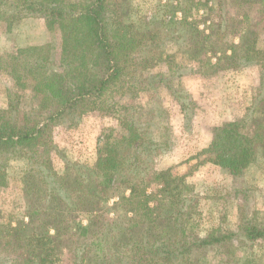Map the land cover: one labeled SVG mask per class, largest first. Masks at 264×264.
<instances>
[{
    "label": "trees",
    "instance_id": "1",
    "mask_svg": "<svg viewBox=\"0 0 264 264\" xmlns=\"http://www.w3.org/2000/svg\"><path fill=\"white\" fill-rule=\"evenodd\" d=\"M124 1L0 0V20L8 29L20 18L40 17L54 34L43 44L0 55V71L14 82L7 89V108H0V188L9 183L13 159L24 158L38 174V201L26 193L28 219L0 227V264H52L51 256L59 258L78 241L76 264H91L87 258L94 246L100 254L109 253L106 264H202L205 250L230 258L234 241H264V222L243 212L236 230L215 227L204 236L190 230L196 226L186 209L191 186L155 169L156 157L173 143L163 133L155 135L153 117L143 116L142 105L125 100L174 76L173 71L147 74L151 64L171 62L163 50L168 40L186 45L189 57L201 58L206 71L261 65L262 78L245 116L218 126L205 149L215 163L240 174L259 153L264 156V47L259 45L264 0H235L233 7L232 0H216L221 11L233 8L242 16L239 43L227 40L225 17L206 31L195 26L191 38L166 27L141 31L123 19ZM168 89L189 120L190 93L169 84ZM95 104L118 120L120 137L104 136L93 165L76 163L75 173L58 174L42 148L55 147L54 129L78 125ZM153 185L160 188L150 191ZM113 196L132 215L120 231L123 249L117 251L107 250L102 241H87L96 229L112 224L104 210ZM78 212L88 213L87 224Z\"/></svg>",
    "mask_w": 264,
    "mask_h": 264
},
{
    "label": "rangeland",
    "instance_id": "2",
    "mask_svg": "<svg viewBox=\"0 0 264 264\" xmlns=\"http://www.w3.org/2000/svg\"><path fill=\"white\" fill-rule=\"evenodd\" d=\"M235 0H232V7ZM237 1V0H236ZM123 19L140 29L141 31L154 30L157 27H166L175 30L176 35L191 38L195 36L194 27L199 31H206L213 22H219L226 18L230 32L227 40L240 42V35L245 27L240 13L233 8L221 11L216 0H125L122 8ZM264 21V15L262 16ZM186 20V21H185ZM181 22H183L181 24ZM186 22V24H185ZM168 24V26H166ZM7 22L0 20V55L14 54L18 47L31 44H43L54 37L48 31L43 18L24 17L15 21L11 29H8ZM240 29V30H239ZM261 38L260 47H264V24L259 29ZM165 53L169 54L170 63L151 64L147 74L163 75L173 71L174 76H169L167 86L162 82H156L155 88L151 91L138 92L134 98L125 99L129 102H137L143 106V116L149 120L153 117L155 135H165L175 147L174 151H163L156 157L155 169L158 173H169L181 185L191 186L192 199L189 207L186 208L191 221L196 223L195 233L206 235L211 229L221 227L223 230H236L240 222V214L246 213L256 223L264 222V156L260 153L257 159L249 167H246L240 174L233 175L227 170L222 172L215 166L211 169L199 170L201 164L208 161L214 162L212 154L200 147L205 141L206 135L214 132L215 128L203 126L202 119L206 117V108L211 107L205 102L200 88L205 81L212 82V76L223 73L222 78L213 83L216 87L218 82L220 96L225 92L220 89L224 84L236 81L240 87L246 80L261 81L262 66L254 65V69L245 72L222 70L219 72L206 71L200 64L201 58H191L187 54L186 45L168 40L163 46ZM178 73L180 74L179 76ZM245 73V74H244ZM242 74V75H241ZM239 75V76H237ZM234 76V77H233ZM157 79H160L157 77ZM13 79L4 71H0V108L8 106L7 89L13 86ZM168 84L172 87L184 88L187 92L196 96L192 105L193 114L189 120L182 121L177 104L174 102ZM158 88L156 89V87ZM255 90V95L256 91ZM237 94L232 95L228 103H235L239 98ZM190 96V94H189ZM192 97V96H191ZM193 99V98H192ZM213 103L222 110L221 102L212 98ZM238 101V100H237ZM206 106H205V104ZM29 104V100L27 101ZM89 113L85 114L80 123L73 127L65 125L54 129V141L56 146L42 148L45 153L52 157L54 171L58 174L75 173L74 164L93 165L97 157V148L104 136L120 137L121 128L118 120L109 113L100 111L98 104H95ZM225 108V113H227ZM238 109V106L236 107ZM230 116L239 119L238 112L233 113L230 107ZM210 122L218 117L217 113ZM172 148V147H171ZM68 167L70 171L67 172ZM8 185L0 188V227L7 224L16 225L18 221L25 218L28 209V195L38 201L36 185L38 174L31 171V163L24 158H16L9 162ZM199 171V174L196 173ZM37 173V172H36ZM208 174V175H207ZM230 174V176H228ZM34 175V177H33ZM160 186L153 185L150 191H157ZM29 196V197H30ZM45 196V193H42ZM118 197L110 198L105 210L104 217L111 225H104L91 233L88 240L102 241L107 250L117 251L123 249L120 234L123 224L127 223L131 213H125L123 207L117 205ZM77 218L84 224L88 222L87 212H78ZM188 216V217H189ZM164 224V223H162ZM169 229V226H167ZM161 228L155 229L157 234ZM155 233V236L157 235ZM81 241L73 242L70 247L64 248L59 258L51 256L52 264H76L78 245ZM109 253L97 252L94 246L87 258L91 264H106L109 261ZM230 258L224 253L214 250L204 251L202 264H264V241L254 243H242L239 240L231 244ZM108 258V259H107ZM227 259V260H226ZM229 261V262H228Z\"/></svg>",
    "mask_w": 264,
    "mask_h": 264
},
{
    "label": "crops",
    "instance_id": "3",
    "mask_svg": "<svg viewBox=\"0 0 264 264\" xmlns=\"http://www.w3.org/2000/svg\"><path fill=\"white\" fill-rule=\"evenodd\" d=\"M250 69H254V66H249V67H244L242 69H240L238 72H245L247 73L248 70ZM229 71H234L233 69H229L226 72ZM244 73V74H245ZM242 75V74H241ZM223 73H220L218 75L212 76V79H214V81H216L217 79L222 78ZM239 76V75H237ZM234 77V76H233ZM212 82H207V80L205 81V84L203 85L202 83H200V85H202V87L200 88V92H203L202 96L200 97H204L205 102H208L209 105H211V107H207L206 108V117L205 119H202V122H206L203 123V126L206 128L212 127V128H217L218 126H220L221 124H223L226 121H231V120H235V118L230 116V107H233V113L238 112V117L243 116L244 113L247 110V107L251 105V103L253 102V99L255 97V90H256V86H258L260 84V80L258 79V81L256 80H246L244 85H241L240 87L237 85L236 81H232L230 82V84H224L223 83V87L220 89L221 91L225 92L224 95L220 96L217 93V90H219L218 87V82H216V87H213V83ZM239 90V98L236 99L235 103H228L227 98H230L232 95L237 94ZM190 95L192 96L193 100L196 99V96L192 95L190 92ZM173 98V97H172ZM212 98H217V102L220 101L221 105H222V110L216 106L213 101ZM8 99V97H7ZM174 100V99H173ZM238 100V101H237ZM174 102L177 104V102L174 100ZM205 104V103H204ZM178 106V111L180 113V115L182 116V121L185 120L184 114L181 111L179 105ZM206 106V104H205ZM238 106V109L236 108ZM227 108V113H225V108ZM212 113H217L218 114V118H215L214 122H210L215 116H212ZM214 129V131H215ZM214 138V132L210 133L209 135H206L205 141L200 145V147L202 149H206L207 147H209V145L211 144L212 140ZM179 148L175 145L172 146L171 151L174 150H178ZM204 149V150H205ZM212 166L217 167L218 169H220L222 172H224V170H226L225 168H223L222 166H220L219 164L215 163V162H204L203 164H201L200 169L199 170H203V169H211ZM197 175L199 174V171L196 173ZM208 175V174H207ZM230 176V174L228 175Z\"/></svg>",
    "mask_w": 264,
    "mask_h": 264
}]
</instances>
